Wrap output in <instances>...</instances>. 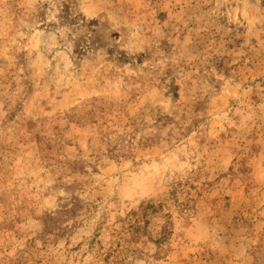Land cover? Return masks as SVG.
Masks as SVG:
<instances>
[{
  "label": "rangeland",
  "instance_id": "1",
  "mask_svg": "<svg viewBox=\"0 0 264 264\" xmlns=\"http://www.w3.org/2000/svg\"><path fill=\"white\" fill-rule=\"evenodd\" d=\"M0 264H264V0H0Z\"/></svg>",
  "mask_w": 264,
  "mask_h": 264
}]
</instances>
